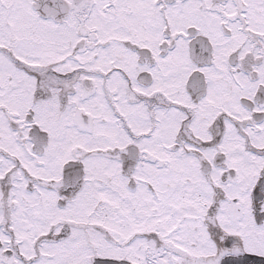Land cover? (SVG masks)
I'll use <instances>...</instances> for the list:
<instances>
[{"label":"snow or ice","instance_id":"snow-or-ice-1","mask_svg":"<svg viewBox=\"0 0 264 264\" xmlns=\"http://www.w3.org/2000/svg\"><path fill=\"white\" fill-rule=\"evenodd\" d=\"M0 264H264V0H0Z\"/></svg>","mask_w":264,"mask_h":264}]
</instances>
